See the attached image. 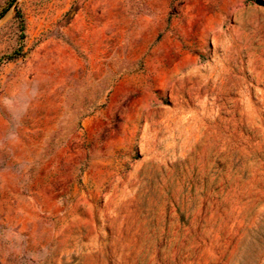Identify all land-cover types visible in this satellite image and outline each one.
<instances>
[{"label": "rangeland", "instance_id": "rangeland-1", "mask_svg": "<svg viewBox=\"0 0 264 264\" xmlns=\"http://www.w3.org/2000/svg\"><path fill=\"white\" fill-rule=\"evenodd\" d=\"M0 264H264V0H0Z\"/></svg>", "mask_w": 264, "mask_h": 264}]
</instances>
